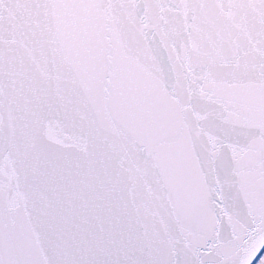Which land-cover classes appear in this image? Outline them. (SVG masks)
Masks as SVG:
<instances>
[{
    "label": "snow or ice",
    "instance_id": "snow-or-ice-1",
    "mask_svg": "<svg viewBox=\"0 0 264 264\" xmlns=\"http://www.w3.org/2000/svg\"><path fill=\"white\" fill-rule=\"evenodd\" d=\"M264 0H0V264H264Z\"/></svg>",
    "mask_w": 264,
    "mask_h": 264
},
{
    "label": "rangeland",
    "instance_id": "rangeland-1",
    "mask_svg": "<svg viewBox=\"0 0 264 264\" xmlns=\"http://www.w3.org/2000/svg\"><path fill=\"white\" fill-rule=\"evenodd\" d=\"M264 251V250H263Z\"/></svg>",
    "mask_w": 264,
    "mask_h": 264
},
{
    "label": "water",
    "instance_id": "water-1",
    "mask_svg": "<svg viewBox=\"0 0 264 264\" xmlns=\"http://www.w3.org/2000/svg\"><path fill=\"white\" fill-rule=\"evenodd\" d=\"M263 251V250H262Z\"/></svg>",
    "mask_w": 264,
    "mask_h": 264
}]
</instances>
